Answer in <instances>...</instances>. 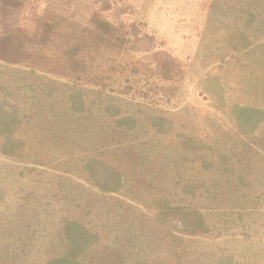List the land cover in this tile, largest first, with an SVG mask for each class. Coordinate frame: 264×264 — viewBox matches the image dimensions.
<instances>
[{
  "label": "rangeland",
  "instance_id": "rangeland-1",
  "mask_svg": "<svg viewBox=\"0 0 264 264\" xmlns=\"http://www.w3.org/2000/svg\"><path fill=\"white\" fill-rule=\"evenodd\" d=\"M0 264H264V0H0Z\"/></svg>",
  "mask_w": 264,
  "mask_h": 264
}]
</instances>
